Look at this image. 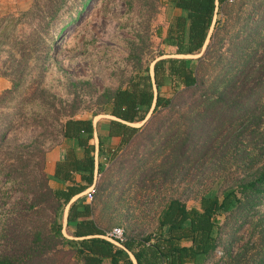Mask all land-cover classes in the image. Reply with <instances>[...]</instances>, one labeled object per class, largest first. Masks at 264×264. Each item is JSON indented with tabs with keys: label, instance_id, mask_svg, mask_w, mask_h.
Returning a JSON list of instances; mask_svg holds the SVG:
<instances>
[{
	"label": "trees",
	"instance_id": "16d2710c",
	"mask_svg": "<svg viewBox=\"0 0 264 264\" xmlns=\"http://www.w3.org/2000/svg\"><path fill=\"white\" fill-rule=\"evenodd\" d=\"M250 1L246 4L254 19L246 16L225 39L224 22L221 24L217 17L213 24V17L222 15V11L225 15L238 13L242 3L225 10L232 2L166 0L180 12L166 29L164 42L173 49V55L181 57L160 58L164 56L160 53L141 64L139 53L132 48V73L124 86L103 89L96 96L99 111L114 118L107 121L105 138L97 137L98 158L103 153L106 159H113L116 152L134 142L154 139L155 156L161 154L159 164L168 165L160 178L171 182L181 179L185 165L200 162L219 141H224L222 132L233 125L247 121L229 147L236 148L245 138L255 139L256 145L264 143V0ZM66 2L35 0L20 13L26 19L25 32L4 41L2 65L8 72H0V77L10 86L0 92V176L15 184L25 181L24 174L16 170L21 163V147L10 144L7 134L28 118L37 133L27 148L39 166L31 181H25L32 187L28 188L31 197L19 211L27 214L43 210L49 217L39 228L27 227L30 235L23 243L25 247L0 257V264H13L21 256L29 261L20 264H46L39 257L50 250L66 254L70 264H203L218 246L219 226L213 218L236 214L245 220L264 203V159L258 162L257 154L243 150L239 159L248 165L233 186L216 193L215 186L221 181L218 177L209 189L214 194L200 195L197 208H186L176 198L168 199L154 230L145 236L123 235L119 247L99 238L108 230L103 231L92 220L90 204L81 203V197L70 202L94 183L92 120L97 113L76 118L75 99L62 101L40 88L53 40L78 17L88 0H79L74 15H68L58 32L51 34L50 23L58 18ZM163 88L170 91L169 96L162 94ZM185 93L189 103L182 99ZM49 99L51 102H47ZM187 106L189 110L185 111ZM138 123L142 124L132 126ZM113 139L115 144L111 146ZM46 142L49 144L45 146ZM61 144L65 146L53 174L48 176L44 172L45 155ZM251 148L255 149V143ZM101 172L98 163L97 173ZM49 181L59 186L52 189ZM15 217L17 220L10 219L4 225V233L25 228L19 213ZM262 226V233L250 247L227 255L228 264H264V220Z\"/></svg>",
	"mask_w": 264,
	"mask_h": 264
},
{
	"label": "rangeland",
	"instance_id": "374dc122",
	"mask_svg": "<svg viewBox=\"0 0 264 264\" xmlns=\"http://www.w3.org/2000/svg\"><path fill=\"white\" fill-rule=\"evenodd\" d=\"M34 1L0 0V72L3 74L8 72L2 65L6 49L4 41L25 32L26 19L22 18L20 13L29 9ZM78 1L67 0L58 18L50 23L51 34L58 32L68 15H74ZM248 1L231 0L232 4L224 9H233L235 4L242 3L238 13L225 15L222 11V15L213 17V24L217 17L221 24L224 22L225 39L239 28L246 16L254 19L249 11V5L246 4ZM251 2L256 3L257 0ZM176 15L175 8L167 4L166 0H88L78 17L53 40L52 49L44 64L46 70L40 88H44L47 94L62 101L69 102L71 98L75 99L78 108L74 116L76 118L85 119L92 113H97L94 121L110 120L108 115L99 111L97 94L106 88L114 90L124 86L132 73L133 62L129 58L132 48L135 53H139L141 64L150 58H156L160 53L164 56L172 54L173 49L165 45L164 36ZM84 82L88 84H79ZM71 83L75 86L71 87ZM162 94L169 96L170 91L163 88ZM182 99L189 103L188 93H185ZM188 110L187 106L185 111ZM26 121L15 124L9 130L7 140L10 144L21 147L18 149L22 155L21 163H18L16 170H20L25 176V181L29 183L39 165L38 159L31 156L30 148H27L31 139L35 137L37 128L31 126L28 118ZM141 124L132 126L139 127ZM246 126L247 121L222 132L221 137L225 139L224 141H219L200 162L185 165L181 179L175 178L171 182L160 178L168 165L159 164L161 154L155 156L157 153H154L156 148L154 139L148 140L147 143L145 139L134 142L116 152L113 159H106L103 153L99 154L98 158L96 152L95 181L91 188L93 192L90 198L86 194H81L79 196L81 203L90 204L91 218L103 231L119 227L123 235L145 236L154 230L168 199L176 198L186 208H197V199L200 195L214 194L209 189L216 183L218 177L221 181L215 186L218 188L216 193L233 186L248 165V162L239 159V153L243 150L247 154H251L252 151L257 154V159L260 160L258 162L264 159V143L256 145L255 139L251 141L249 138H241L244 142L238 143L236 148L228 146L229 142L235 140V135ZM254 143L255 149L252 150L251 146ZM48 144L46 142L45 146ZM114 144L113 142L111 146ZM56 147L63 148L64 144ZM98 163L102 166L101 173H97ZM5 180L4 176H0V257L11 255L18 248L25 247L23 243L30 235L27 227L39 228L49 217V213L43 210L36 213H20L19 208L31 197L28 188L32 187L26 186L25 181L22 184H15ZM49 186L55 189L59 185ZM18 213L25 228L4 233V225L9 223L10 219L17 220L15 215ZM66 213L67 207L62 215L63 226ZM263 220L264 203L249 213L245 220L236 214L231 218L217 214L213 222L219 226L218 246L203 264H228L227 255L233 256L241 249H245V246L250 247L251 241L262 233ZM62 233L65 235L64 230ZM39 258L46 264H70L66 254L53 253L51 250L44 252ZM36 259L38 258L33 260ZM26 260L29 261L21 256L13 264H20Z\"/></svg>",
	"mask_w": 264,
	"mask_h": 264
},
{
	"label": "crops",
	"instance_id": "0c3cea01",
	"mask_svg": "<svg viewBox=\"0 0 264 264\" xmlns=\"http://www.w3.org/2000/svg\"><path fill=\"white\" fill-rule=\"evenodd\" d=\"M176 14H179V10L175 9ZM168 56H174L173 54H170ZM9 88V82L5 80L4 78L0 77V92L3 90H6ZM93 127H94V133H93V140H94V147L97 145V137H99L101 140L105 138L107 135V121L103 120H96L94 121V118L92 120ZM115 143V140H111V144ZM65 146V145H64ZM62 147H56L51 149L49 152L45 155V162H44V172L46 175L51 176L54 171L55 163L58 161ZM80 156V153H77V157ZM97 157V155H96ZM75 181H77V177L75 176ZM56 184L53 181H49V185ZM78 198V197H77Z\"/></svg>",
	"mask_w": 264,
	"mask_h": 264
},
{
	"label": "built area",
	"instance_id": "2783aa9c",
	"mask_svg": "<svg viewBox=\"0 0 264 264\" xmlns=\"http://www.w3.org/2000/svg\"><path fill=\"white\" fill-rule=\"evenodd\" d=\"M228 2H231V0H227ZM92 189H88L86 192V196L90 198V194L92 193ZM103 238L112 240L119 244V242L123 239V231L119 227H113L110 230L104 232L102 235Z\"/></svg>",
	"mask_w": 264,
	"mask_h": 264
},
{
	"label": "water",
	"instance_id": "95a60500",
	"mask_svg": "<svg viewBox=\"0 0 264 264\" xmlns=\"http://www.w3.org/2000/svg\"><path fill=\"white\" fill-rule=\"evenodd\" d=\"M211 28H212V25H211ZM211 28H210V30H211ZM207 42V41H206ZM205 42V43H206ZM164 57H181V56H176V55H174V56H162V57H160V58H164ZM186 58H194V57H188V56H185ZM196 57V56H195ZM148 116V115H147ZM110 117V116H109ZM111 119H114V118H112V117H110ZM96 152H97V150H96V147H95V151H94V173H93V178L95 177L94 176V174H95V169H96ZM94 181H95V178H94ZM93 185H94V183L88 188V189H90V188H92L93 187ZM88 189H86L83 193H81V194H86V192L88 191ZM81 194H79V195H77V196H75V197H73L72 199H71V201L70 202H72L74 199H76L77 197H79ZM65 217V216H64ZM99 238H101V239H104L105 241H107V242H109V243H111L112 245H114V246H116V247H119L120 245L118 244V243H116V242H114V241H112V240H109V239H105V238H103L102 236H99Z\"/></svg>",
	"mask_w": 264,
	"mask_h": 264
}]
</instances>
